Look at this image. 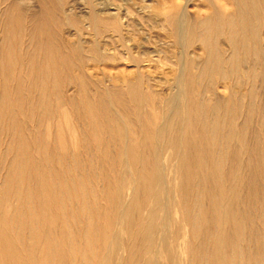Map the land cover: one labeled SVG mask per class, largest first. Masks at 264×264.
I'll use <instances>...</instances> for the list:
<instances>
[{"label": "rangeland", "instance_id": "obj_1", "mask_svg": "<svg viewBox=\"0 0 264 264\" xmlns=\"http://www.w3.org/2000/svg\"><path fill=\"white\" fill-rule=\"evenodd\" d=\"M234 2L235 0H0V97L2 90L7 93V103L3 105V118L0 121V174H3L0 175V191L7 185L4 178L6 169L19 160L24 169L28 165L32 168L33 164V169L45 179L50 193L54 195V200L50 202L45 199L33 202L36 211L40 212L35 215L39 214V220L35 219L33 233L38 238L37 244L35 242L31 248L33 259L30 264H45V243L41 232L47 228L51 229L50 235L55 239L60 238L61 234H71L75 239L78 256L70 264H197L193 262L192 249L199 245L200 240L194 235L186 217L189 209L187 204H191L196 195L194 192L186 194V186L189 185H184V175L188 168L186 161L193 147L207 148V151L215 149L228 128V123L219 114L201 117L206 108L204 100L216 98L219 103L229 97H234L232 101L237 100L235 103L238 112L234 124L237 126L247 122L244 124L248 127L240 124V128L238 125L241 134L247 137L245 139V135L243 136L246 146L233 139L231 142L233 140L234 146L239 144L242 147H237L236 151L244 164L253 158L256 159L250 163H255L260 150L262 153L264 150V123H259L264 122V71L257 70L259 77L247 73L245 68H248V58L242 63V66L246 64L245 68L243 66L244 70L241 68L245 75L241 73L240 80L235 75L232 80L228 77L225 82L216 76L206 81L203 76L202 85L193 89L184 85V91L187 89L188 92L184 93L183 99H177V91L180 92L179 72L184 70V80L190 81L193 75L200 73L201 62L208 56L215 57L216 47L222 48L220 50L225 57H228L225 54L232 51L229 53L232 59L234 56H241L239 50L242 55L246 54L247 47H241L243 44L238 43L237 34L227 24L230 10L237 6ZM242 6L250 14L253 13L252 20H256L254 24L259 25L257 31L263 50L264 0H243ZM17 9L23 11L20 13ZM9 12H12L10 18ZM213 12H217L218 16L220 14V18L223 17H218L221 20L219 29L214 28L213 23L204 27L201 24ZM17 13L21 16L18 17ZM25 13L31 16L26 14L28 17L24 18ZM33 13H38V17L35 15L36 19L30 21ZM181 18L182 21L186 19L185 27L180 22ZM14 20L16 24H13ZM33 21L35 23L32 24ZM176 21L183 25L182 34L176 31ZM34 24L37 27L34 26L33 30ZM221 35L227 37L223 39ZM179 36L187 38L182 40ZM218 40L221 45H218ZM229 43L233 45L229 47ZM50 44L53 46H49ZM250 53L246 55L250 54L251 57L252 52ZM7 57H10V61ZM61 59H64L63 63ZM48 60L56 65L60 62L59 67L57 65L56 70L49 69ZM7 62L11 63V69L8 68L2 74L1 65L4 63L7 67ZM193 72L195 73L192 74ZM246 74L249 81H252H247L251 84L250 89ZM51 80L57 83L56 87L50 85ZM237 94L240 95L239 98ZM173 98L177 101L174 102ZM0 100L2 101V97ZM201 106H204L203 109ZM15 118L19 122L18 126H14ZM243 118L246 120H242ZM116 125L123 133L125 130L127 144L134 147L133 151H127L125 142L116 138ZM209 125H212L211 130ZM18 132L21 138L17 135L14 138ZM250 135L251 138L253 136V144ZM26 137L30 138L29 141ZM21 139L25 143L28 141L29 145L28 142H19ZM256 139L262 140V146ZM27 145L30 147L26 148ZM254 146L257 151L253 149ZM29 148L32 150L27 151ZM125 153L129 156L128 163ZM137 155L142 157L139 162L135 160ZM24 158L27 160H22ZM260 158L264 162V154ZM211 162L212 157L207 154L204 167H211ZM263 164L260 163L262 168L259 167L260 170L256 171V178L259 177L260 182L257 179L255 187L244 185L241 199L236 203L239 209L250 211L251 220L253 219V227L248 224L243 235H234L241 254L255 251L251 239L256 234L264 236V202L260 200L264 201V198L255 196L253 201L246 194L251 188L255 193L264 194ZM220 170L218 168L216 174L209 175L208 182L202 180L203 184L207 186L210 183L213 188L222 184ZM25 176L27 180L31 178L27 173ZM193 176L197 179L198 176L201 177V173L195 172ZM145 180L154 181V196L147 191ZM46 193L45 188L42 194ZM2 200L0 192V226L12 211V202L8 204V201ZM185 202L188 203L185 205ZM148 224L154 230L152 241L145 237ZM218 226V231L227 228L223 223ZM20 249L24 251V260H27L25 254L30 252L28 246H21ZM160 252L164 254L161 260ZM83 255H89V260L85 261ZM3 263L0 259V264Z\"/></svg>", "mask_w": 264, "mask_h": 264}, {"label": "bare ground", "instance_id": "obj_2", "mask_svg": "<svg viewBox=\"0 0 264 264\" xmlns=\"http://www.w3.org/2000/svg\"><path fill=\"white\" fill-rule=\"evenodd\" d=\"M41 1V0H40ZM245 1V0H244ZM248 1V0H247ZM20 2V1H19ZM48 4L49 2L46 1ZM232 1H230L231 3ZM40 3V2H39ZM45 3V2H44ZM237 6L234 7L235 9H232L230 10L231 12H229V20H228V25L230 27V30L233 31L234 33L237 34L238 36V40L239 41L238 43H242L243 45L241 46L242 48L244 47H247L245 48V50L247 49V52L246 54L250 53V51L252 52V56L250 57V54L247 56L246 54L245 55H242V52L239 50L236 51L238 52L241 56H237L233 57L232 59V55L230 51L228 54H225V55H228V57L224 56L222 53H221V50L222 49L220 46V49L216 47V53H215V57L213 56L210 57L208 56L204 62L202 63L201 62V67L199 69V74H196V75H193L192 78L190 79V81H187V79L184 80V70L180 71L178 70L179 72V79H178V90L180 92H178L177 90V99H180V98H184V93L188 90L186 89L184 91V85L187 87V88H190V89H193L195 88L196 86H200L202 85V77L204 76L206 81L210 78H212V76H216L218 79H220L222 82L225 80H227L228 77H231V80H232V76H238L239 77V80H240V77H241V73L243 75L245 71H247V73H251L253 76H258L259 74V71L261 70L264 71V49L262 50L263 47H261V43H260V40H259V34H258V31H257V27L259 26H256L254 23L256 22V20L254 19V21L252 20L253 16L252 14H250V11H248V9L245 7V6H242V3H243V0H235L234 2ZM209 4V2L207 3ZM233 4V2H232ZM11 5V4H10ZM9 5V6H10ZM44 5V4H43ZM247 5V4H246ZM7 6V5H6ZM8 6V7H9ZM17 6V5H16ZM48 6V5H47ZM11 8V7H10ZM9 9V11L11 10ZM16 8V7H15ZM14 8V9H15ZM20 8V7H19ZM25 8V7H24ZM40 8V7H39ZM52 8V7H51ZM218 8V7H217ZM23 9V7L21 8ZM20 11H23L21 10ZM26 9V8H25ZM29 9V8H28ZM46 9V8H45ZM216 11L217 9L214 8ZM43 10V9H42ZM255 10H257L255 8ZM7 11V9H6ZM5 11V12H6ZM18 12H20L18 9H17ZM33 11V10H31ZM53 11V10H52ZM214 11V10H213ZM25 12V11H24ZM34 12V11H33ZM41 13V10L38 11V13ZM45 12H47L45 10ZM50 12V11H49ZM12 13V12H11ZM9 12V18L10 16H12ZM21 13V12H20ZM36 13V12H34ZM33 13V14H34ZM37 13V14H38ZM39 13V14H40ZM231 13V14H230ZM8 14V12H7ZM5 14V15H7ZM11 14V15H10ZM18 14V17L19 15L21 16V14L17 13ZM24 15V13H22ZM29 13H25V17H28V16H31V14H29L28 16L27 15ZM37 14H34L32 17H31V20H35V15ZM95 14V13H94ZM181 14V13H180ZM219 14V13H218ZM228 14V13H226ZM259 14V13H258ZM48 15V14H47ZM225 15V14H224ZM257 15V14H256ZM14 16V15H13ZM45 16V15H43ZM130 16V15H129ZM181 16V15H180ZM220 16V14H219ZM217 15V12H213L211 13L210 17H207L208 19H206V21H203L201 24L203 25V27L207 24H210V23H213L215 26L214 28L216 29H219L220 25L221 24V20L219 21ZM38 17V15H37ZM48 17V16H47ZM225 17V16H224ZM7 18V16H6ZM9 18L7 20H9ZM12 18V17H11ZM21 18V17H20ZM170 18H172L170 16ZM174 18V16H173ZM220 18V17H219ZM223 18V17H221ZM220 18V19H221ZM227 18V16H226ZM255 18V17H254ZM14 19V18H13ZM13 19H11L13 21ZM30 19V18H29ZM47 19V18H46ZM54 19V18H53ZM175 19V18H174ZM173 19V20H174ZM27 20V19H25ZM172 20V21H173ZM179 20V18H178ZM224 20V19H223ZM11 21V23H12ZM19 21V20H18ZM21 21V20H20ZM19 21V22H20ZM28 21V22H30ZM50 21V19H49ZM168 21V20H167ZM182 21V18L180 20V22ZM225 21V20H224ZM227 21V20H226ZM7 23H9L10 21H6ZM15 22V20H14ZM13 24H16V22ZM24 21H22L23 23ZM42 22V21H41ZM67 22V21H66ZM171 22V20L169 21ZM177 24H175V28H176V31L179 32V34H182V27L184 25L185 27V22H186V19L185 21H182L184 24L181 25V23L179 21H176ZM220 22V23H219ZM223 22V21H222ZM21 23V24H22ZM35 23L34 21L32 22V24ZM37 23V22H36ZM174 23V21H173ZM187 23V22H186ZM192 23V21H191ZM226 23V22H225ZM18 24V23H17ZM20 24V23H19ZM24 24V23H23ZM169 24V23H168ZM194 24V22H193ZM8 25V24H7ZM31 25V24H30ZM40 26V24H37ZM42 25V24H41ZM171 25H174V24H171ZM170 25V26H171ZM192 25V24H191ZM196 24H194L195 26ZM12 26V24L10 25ZM9 26V27H10ZM37 27L35 24L32 26V29L34 30L33 27ZM44 26V25H43ZM42 26V27H43ZM200 26V25H199ZM227 26V25H226ZM15 27V26H14ZM14 27L13 30H14ZM41 27V28H42ZM46 27V26H45ZM44 27V29H45ZM160 27V26H159ZM209 27V26H207ZM205 27V29L207 28ZM222 27V26H221ZM48 28V27H47ZM171 28V27H170ZM187 28V27H186ZM184 28V30L186 29ZM11 29V28H10ZM39 29V27H38ZM211 29H213V27H211ZM227 29V27H226ZM12 30V31H13ZM174 30V29H173ZM193 30V29H192ZM221 30V29H220ZM225 30V29H224ZM37 31V29L35 30ZM45 32V30H43ZM47 31V30H46ZM172 31V30H171ZM187 31V29H186ZM204 32L208 31V30H202ZM10 32V31H9ZM219 32V31H218ZM217 32V33H218ZM222 32V31H221ZM228 32V31H227ZM185 33V31H184ZM196 33V32H195ZM211 33V32H210ZM216 33V34H217ZM223 33V32H222ZM176 34V33H175ZM203 34V33H202ZM221 34V33H220ZM225 34V33H223ZM222 34V35H223ZM231 34V33H230ZM229 34V35H230ZM172 35H173V32H172ZM185 35V34H184ZM187 35V33H186ZM185 35V36H186ZM195 35V34H194ZM222 35L220 37H222ZM227 35V34H226ZM182 36V35H181ZM184 38H187L185 37ZM196 36V35H195ZM199 36V35H198ZM224 36V35H223ZM231 36V35H230ZM235 36V35H234ZM180 37V36H179ZM227 37V36H225ZM225 37H222L223 39ZM182 39V37H180ZM184 38L182 40H184ZM231 38V37H230ZM195 39V38H194ZM212 39V38H211ZM221 39V38H219ZM222 39V40H223ZM229 39V38H227ZM235 39V38H234ZM186 40V39H185ZM232 40V39H231ZM181 40L179 39V42ZM200 41V40H198ZM229 42H232L230 40H228ZM225 42H227V40H225ZM54 43V42H52ZM181 43V42H180ZM183 43V41H182ZM218 45H221L219 44V40H218ZM78 44V43H77ZM186 44V43H185ZM184 44V46H185ZM212 44V41L211 43ZM229 47L232 46L233 44L232 43H229ZM232 44V45H231ZM52 44H50L49 46H51ZM81 45V44H80ZM200 45V44H199ZM236 45V43H235ZM246 45V46H245ZM53 46V45H52ZM62 46V45H61ZM181 46V45H179ZM207 46V45H206ZM212 46V45H211ZM237 46V45H236ZM48 47V46H47ZM46 47V50L48 49ZM183 47V46H182ZM210 47V46H209ZM238 47V46H237ZM236 47V48H237ZM240 47V46H239ZM2 48V47H1ZM9 48V47H8ZM212 48V47H211ZM235 48V49H236ZM202 50V48H201ZM233 50V49H232ZM243 50V49H242ZM10 51V50H9ZM183 51V50H182ZM223 51V50H222ZM234 52V53H236ZM150 53V52H149ZM184 53V52H183ZM182 53V54H183ZM225 53V52H224ZM244 53V52H243ZM1 54V52H0ZM206 54V53H205ZM204 54V55H205ZM55 55V54H54ZM189 55V54H188ZM209 55V54H208ZM230 55V56H229ZM57 56V55H56ZM185 56V55H184ZM207 56V55H206ZM52 57V56H51ZM55 57V56H54ZM53 57V58H54ZM10 57H7V59L9 60ZM50 58V57H49ZM48 58V59H49ZM61 58H63V56H61ZM204 58V57H203ZM247 58L249 60L248 63V68H245L246 64H244V68H245V71L244 72H241V70L243 68L242 66V63L244 61H247ZM0 59H1V56H0ZM64 60V59H61V61ZM114 60V59H113ZM180 60V58H179ZM194 60V59H193ZM10 61V60H9ZM54 61V59H53ZM58 60H56L57 62ZM55 62V61H54ZM54 62H51L50 60H48L47 62V65L49 67V69H54L56 70V67L58 65H60V62L59 64L57 63V65L54 63ZM64 61H62L63 63ZM180 62V61H179ZM196 62V61H195ZM194 63V62H193ZM198 63V62H197ZM196 63V64H197ZM246 63V62H245ZM7 67L5 66L4 63H2L1 65V73L4 74V72H7L9 69H11V63L7 62ZM179 64V63H178ZM187 64V63H186ZM62 65V64H61ZM200 65V63H199ZM181 66V65H180ZM198 66V64H197ZM179 67V66H178ZM184 67V66H182ZM181 67V69H182ZM9 68V69H8ZM78 68V66H77ZM198 68V67H196ZM242 68V69H241ZM110 69V68H109ZM184 69V68H183ZM248 69V70H246ZM260 69V70H259ZM194 69H192L193 71ZM198 70V69H197ZM257 70H259L257 72ZM185 71H186V68H185ZM187 73V72H186ZM195 72H193L192 74H194ZM202 75V76H201ZM247 75L246 74V82L249 81V79L247 78ZM262 75V74H261ZM191 76V75H190ZM245 77V76H244ZM259 77V76H258ZM256 79H258L257 77H255ZM230 79V78H229ZM236 79V78H234ZM245 79V78H244ZM253 79V78H252ZM243 80V78L241 79ZM36 82V81H35ZM244 82V81H243ZM245 82V83H246ZM252 83V81H249ZM247 82V83H249ZM254 82V81H253ZM259 82H260V79H259ZM262 82V81H261ZM239 85H240V82H237ZM237 83H236V86H237ZM257 83V81H256ZM255 83V84H256ZM50 85L54 88L56 87L57 83H55V81H50ZM249 86V89L251 88L250 87V83L248 84ZM242 86V85H240ZM257 86V85H256ZM264 86V85H263ZM197 88V87H196ZM239 88V87H238ZM241 88V87H240ZM253 88H254V85H253ZM199 89V88H198ZM248 89V88H247ZM257 90V88H256ZM255 90V91H256ZM259 90V89H258ZM3 91V92H2ZM1 94H2V101L0 102V121H1V118H3V111H2V108H3V105H5L7 103V93L4 92V90H2ZM233 91V89H232ZM248 91V90H247ZM186 92V93H187ZM195 92H196V89H195ZM191 93V92H190ZM239 93V91H238ZM195 94V93H194ZM197 94V93H196ZM230 94L232 95V93L230 92ZM249 94H250V91H249ZM256 94H257V91H256ZM247 95V93L245 94ZM197 96V95H196ZM229 96V95H227ZM234 96V95H233ZM237 98H239L238 94L236 95ZM0 97V98H1ZM175 97V96H174ZM246 97V96H245ZM260 97V96H259ZM258 97V98H259ZM176 98V97H175ZM189 99V97H187ZM197 97H195L196 99ZM228 98V97H227ZM234 98V97H233ZM232 97H229L228 99H226L224 102L220 101L217 102L216 98H211L209 100H204L205 101V109L203 111V115L201 117H204V116H209V115H212L213 114H219L220 116H222L225 120L226 123H228V128L227 130L225 129L224 131V134L222 136V139L220 140L219 142V145H217V147L213 150H210V151H207V148H200V147H193L189 154H188V158H187V161H186V165L188 166V168H186V173L184 175V185L185 184H189L188 186H186L187 190H186V194L190 195L191 193L194 192V194L196 195V198L194 199V201L191 203V204H187L188 202H185V205L187 204V208H189L187 210V221L190 223V226H191V229L192 231L194 232V235L196 236V238L198 240H200V243L199 245L195 248V249H192V259H193V262L194 263H197V264H264V236L262 235H258L256 234L251 240H252V245L256 248L255 251H253L251 254H248V252L246 254H241L240 253V250H239V244L236 243L235 241V236L234 235H237V236H241L243 235V231L245 229V226H247L249 224V226L253 227L252 225V222L253 219L251 220V217L252 215L250 214V211H246V210H241L239 209L238 207H236V203L239 201V199H241V190H243V187L244 185H251V187H255L254 185H256V181L257 179L259 178H256V171L259 169V166L260 163H264L263 161L261 162V159L263 158H260L261 155L264 154V150H263V153L259 152V158L257 159V161L253 164L250 163L252 161H254V159L256 158H253V160H250V162H247L246 164H244L245 162L243 160H241L242 158L238 155L236 149L237 147L240 148L241 146L237 145L234 146L232 144L233 140H236L237 142H242L243 144H245L246 146V143L245 142V139L247 138L246 135H242L241 134V126L245 123H239L238 125H240V128L238 127V125L236 126L234 124V118L235 116H237V112H238V107H237V104L235 103L236 101H232L233 99ZM248 98H249V95H248ZM257 98V96H256ZM25 99V97H24ZM174 99V98H173ZM186 99V98H185ZM202 99V98H201ZM247 100V97L245 98ZM175 100V101H174ZM173 101L176 102L177 100L174 99ZM203 100V99H202ZM241 100H242V96H241ZM257 100V99H256ZM187 101V99H186ZM201 101V100H200ZM255 101V100H254ZM253 101V102H254ZM188 102V101H187ZM239 102V101H238ZM259 102V101H258ZM184 103L186 104L185 100H184ZM202 103V102H201ZM246 103V102H244ZM174 105H176L175 103H173ZM200 104V103H199ZM243 104V102H242ZM248 105L250 104V102L248 101L247 103ZM203 105V104H202ZM239 105V104H238ZM251 105V104H250ZM249 105V106H250ZM256 105V104H255ZM263 105V104H262ZM185 106V105H184ZM202 107V106H201ZM204 107V106H203ZM202 107V109H203ZM242 107V106H241ZM246 107V106H245ZM244 107V108H245ZM257 107V106H256ZM185 108V107H184ZM248 108V107H247ZM186 109V108H185ZM184 109V110H185ZM193 109V108H192ZM200 109V110H202ZM243 109V107H242ZM256 109V108H255ZM254 109V110H255ZM194 110V109H193ZM247 110V109H246ZM243 111V110H242ZM245 111V110H244ZM253 111V109H252ZM257 111V110H255ZM185 112V111H184ZM247 112V111H246ZM246 112H244L246 114ZM249 112V111H248ZM247 112V113H248ZM191 113V112H190ZM201 113V112H199ZM253 113V112H252ZM256 114L258 112H255ZM188 114V113H187ZM241 114V112H240ZM243 114V112H242ZM241 114V115H242ZM191 115V114H190ZM201 115V114H199ZM244 115V114H243ZM250 115V112L249 114ZM246 114V117L248 116ZM45 116V114H44ZM185 116V114H184ZM194 116V115H193ZM192 116V117H193ZM210 116V117H212ZM245 116V115H244ZM264 116V115H263ZM186 117V116H185ZM216 118L218 116H215ZM252 117V116H251ZM250 117V118H251ZM43 118V117H42ZM207 118V117H206ZM213 118V117H212ZM238 118V117H237ZM38 119H41V118H38ZM37 119V121H38ZM188 119V118H187ZM200 119V118H199ZM209 120V118H207ZM218 119V118H217ZM216 119V120H217ZM248 119H249V116H248ZM253 119V118H252ZM65 120V119H64ZM203 120V119H202ZM206 120V119H205ZM204 120V121H205ZM215 120V121H216ZM222 120V119H221ZM237 120V119H236ZM242 120H246V119H242ZM251 120V119H250ZM260 120V119H259ZM262 120V119H261ZM264 120V118H263ZM17 121V122H16ZM44 121V120H43ZM200 121V120H199ZM252 121V120H251ZM205 122H208L207 120ZM224 122V121H223ZM223 122H221L223 124ZM236 122V121H235ZM243 122V121H242ZM13 123H14V126H18L19 125V122L18 120L15 118L13 119ZM12 123V124H13ZM18 123V125H17ZM204 123V122H203ZM209 123V122H208ZM217 123V122H216ZM247 123V122H246ZM245 123V124H246ZM260 124H263L264 122L262 121H259ZM39 124V123H38ZM205 124V123H204ZM203 124V125H204ZM213 124V123H211ZM244 124V125H245ZM216 125V124H215ZM243 125V127H244ZM210 126V125H209ZM212 126V125H211ZM211 126H210V129L211 130ZM217 126V125H216ZM224 126V125H223ZM248 127V125H245V127ZM259 126V124H258ZM20 127V126H19ZM18 127V128H19ZM23 127V126H22ZM126 127V126H124ZM207 127V125H206ZM24 128V127H23ZM251 128V127H250ZM26 129V128H25ZM215 129V128H214ZM213 129V130H214ZM223 129V128H221ZM246 129V128H245ZM248 129V128H247ZM20 130V129H18ZM206 130V128H205ZM22 132L24 130H21ZM20 131V133L22 134V132ZM27 131V130H25ZM115 135H116V138H118L119 140H122L125 142V148L126 150H134V147L132 146H129L127 144V140L125 138V130H124V133L123 131L120 129V127L118 125H116L115 127ZM222 131V130H221ZM244 131V130H242ZM249 131V130H248ZM259 132V130H257ZM256 131V132H257ZM37 132V131H36ZM255 132V134H257ZM262 132V130H261ZM264 132V131H263ZM26 134L27 136V133L26 132H23ZM32 133V131H31ZM243 133V132H242ZM247 133V132H245ZM251 133V132H249ZM19 132L17 134H15V137L14 138H17V136H20L18 135ZM218 134V133H217ZM260 134V132H259ZM258 134V135H259ZM24 135V134H23ZM23 135H22V138H23ZM32 135V134H31ZM30 135V136H31ZM34 135V134H33ZM221 135V134H220ZM248 135V134H247ZM261 135V134H260ZM244 136V138H243ZM25 137V136H24ZM29 137V136H27ZM26 137V139H27ZM32 137V136H31ZM217 137V136H216ZM256 137H258L256 135ZM21 138V136L19 137ZM34 138V137H32ZM212 138V137H211ZM262 138V136L260 137ZM25 139V138H23ZM30 138H28L27 140L29 141ZM204 139V138H203ZM214 139V138H212ZM231 139L232 142H231ZM244 139V141H243ZM250 139H252V143L253 144V136L251 138V135H250ZM259 139V138H258ZM258 139H256L257 141H259ZM26 140V141H27ZM255 140V139H254ZM264 140V139H263ZM15 141V140H14ZM13 141V142H14ZM27 141V142H28ZM235 141V142H236ZM249 141V139H248ZM247 141V142H248ZM262 141V140H261ZM261 141H259V143L261 144ZM19 142H23L24 144H26L24 142V140L21 139V141ZM18 142V143H19ZM251 142V141H249ZM264 142V141H262ZM17 143V142H16ZM22 143V144H23ZM32 143V141L30 142ZM36 143V141H35ZM241 143V144H242ZM256 143V141H255ZM259 143H257L259 145ZM20 144V143H19ZM15 145V144H14ZM28 145H29V142H28ZM25 146L26 148L30 147V146ZM195 145V144H194ZM18 146V145H17ZM22 146V145H21ZM24 146V145H23ZM32 146V145H31ZM199 146V144H198ZM260 146V145H259ZM262 146V144H261ZM33 147V146H32ZM21 148V147H20ZM242 148V147H241ZM244 148V147H243ZM249 148H250V145H249ZM259 148V147H258ZM257 148V149H258ZM262 149V147H260ZM253 149H255V146L253 147ZM31 151L32 149H28L27 151ZM242 150V149H241ZM246 150V148H245ZM244 150V151H245ZM248 150V149H247ZM256 150V149H255ZM25 151V149H24ZM257 151V150H256ZM259 151V150H258ZM124 152L125 149H124ZM242 152V151H241ZM240 152V153H241ZM247 152V151H245ZM250 152V151H249ZM252 152V150H251ZM255 152V151H254ZM129 153V152H128ZM128 153H125V158H126V161L127 163L129 162L128 161ZM257 153V152H256ZM27 154H29L27 152ZM51 154V153H50ZM210 155L212 157V162H211V167H204L203 165V162H204V158L205 156ZM258 154V153H257ZM30 155V154H29ZM246 155H248L246 153ZM252 155V154H251ZM255 155V154H254ZM30 157V156H29ZM33 157V156H31ZM138 158H135V160H137L138 162L140 160H142V157L138 156ZM250 157V156H249ZM253 157V155H252ZM251 157V158H252ZM31 160V158H29ZM28 159V160H29ZM34 159V158H33ZM250 159V158H249ZM248 159V161H249ZM22 160H27V158H24ZM29 160V162H30ZM246 160V159H245ZM18 162H11L12 164H10L9 168H7V172L5 174L4 172V178H5V181L7 182V185L5 184V186L3 187V189H1V199L5 200V201H8V204L9 202H12V211H10L9 215L7 217H5L1 223V226H0V259L4 262L3 264H30L29 262L32 261L33 259V253L31 252V248L33 247L34 243L36 242L37 244V238L38 236L35 235L33 233V230H34V223H35V219H37V216H39V214L35 217V215L37 214V212L39 211H36V209L34 208V203L35 200L38 199L39 200H48L49 202L51 200H54V195L50 193L48 187H47V182L45 181V179L43 177H40L39 174L36 173V169H33L35 166L32 164V168L31 166L30 167H26V169H24L23 167V164L21 162H19V160H17ZM27 161H25L26 163ZM33 162V161H32ZM22 164V165H21ZM28 164V163H27ZM9 165V164H8ZM25 165V164H24ZM128 165V164H127ZM264 166V164H263ZM38 167V166H37ZM36 167V168H37ZM164 167V166H163ZM28 168H31V169H28ZM219 168H221L220 170V178L222 180V184H220L218 187L216 188H213L211 187V184L209 183L207 186H205L203 183V181L206 180V182H208L209 180V175H213V174H216V170ZM262 168V167H261ZM24 169V170H23ZM40 169V168H38ZM242 169L244 170L242 172ZM31 170V171H30ZM185 170V169H184ZM260 170V169H259ZM40 171V170H39ZM38 171V173H39ZM204 171V173H202ZM185 172V171H184ZM201 173V177L198 176V178L196 179L193 175L194 173ZM240 172V173H239ZM259 172V171H258ZM257 172V173H258ZM25 173H27L31 178L27 180V177L25 176ZM23 174H24V177H23ZM0 175H3V174H0ZM197 175V174H196ZM227 175L229 176L227 178ZM234 175V177H233ZM240 175V176H239ZM244 177V180H243V177ZM261 176V175H259ZM263 176V175H262ZM2 177V176H1ZM0 177V179H1ZM242 177V181L240 180V178ZM49 179V178H48ZM229 179V181H228ZM4 180V179H3ZM154 180V179H153ZM156 180V179H155ZM203 180V181H202ZM4 181V182H5ZM26 181V182H25ZM165 181V180H164ZM199 181V182H198ZM259 181V179H258ZM3 182V181H2ZM25 182V183H24ZM50 182V181H49ZM133 182V181H132ZM145 182H147L146 186L148 185L147 187V191L149 192V194H152L154 196V194H156V190L155 188L153 187L154 185V181H151V180H145ZM196 182H198L196 184ZM202 182V184H201ZM260 182V181H259ZM9 183L10 186H9ZM2 184V183H1ZM261 184V183H260ZM260 184H258V186H260ZM248 185V186H249ZM2 186V185H1ZM134 186V185H133ZM262 186V185H261ZM260 186V187H261ZM2 188V187H1ZM45 188L47 190V193L46 194H42L44 191H45ZM134 188V187H133ZM248 188V187H247ZM247 188H244V189H247ZM252 190V188H251ZM247 191V195L251 198V200L254 201V199L257 197V198H264V194L263 195H260V193H255L253 191ZM260 189H258L259 191ZM256 191V190H254ZM261 191V190H260ZM253 192V193H252ZM263 192V191H262ZM245 193V192H244ZM245 194V195H246ZM256 196V197H255ZM243 197V196H242ZM246 197V196H245ZM255 197V198H254ZM206 198H208V200H205ZM244 198V197H243ZM249 198V199H250ZM2 200V201H3ZM14 200V201H13ZM262 202H264L262 199H260ZM4 201V202H5ZM260 201V202H261ZM44 202V201H43ZM249 202V201H247ZM259 202V203H260ZM6 203V202H5ZM4 203V204H5ZM25 203V204H24ZM42 201H41V204L42 205ZM25 205V206H24ZM252 205V204H251ZM60 206V205H59ZM254 206V205H253ZM41 208V206H40ZM39 208V209H40ZM43 208V207H42ZM186 208V209H187ZM2 209V208H1ZM52 210V209H51ZM241 210V211H240ZM248 210V209H247ZM43 211V210H42ZM1 212V211H0ZM3 212V211H2ZM40 212V211H39ZM38 212V213H39ZM51 212V211H50ZM262 212V211H261ZM263 214V213H262ZM264 216V215H263ZM258 217V216H257ZM39 220V219H37ZM44 220V219H43ZM225 225L227 226L226 229H223L222 231V228H221V231H218L219 229H217V226L218 224L220 225ZM225 223V224H224ZM37 225V223L35 224ZM37 227V226H35ZM218 228H220L218 226ZM37 229V228H36ZM35 229V231H36ZM39 229V228H38ZM37 229V230H38ZM43 231V230H42ZM51 229L50 228H47L45 229L43 232V239H44V243H45V255H46V259H44V262L45 264H70V262L73 260L75 261L76 258H77V246H76V241L75 239L73 238V236L71 234H61V237L60 238H57L55 239L54 237H51L50 235V232ZM252 231H254V229H252ZM39 232V231H38ZM37 234V233H36ZM39 235V234H38ZM163 235V233H162ZM90 237V236H89ZM145 237L147 238L148 241H152L153 238H154V230H153V227L148 224L147 227H146V233H145ZM189 238V237H188ZM42 239V238H41ZM43 243V241L41 242ZM35 244V245H36ZM25 245L28 246L30 252H28L27 254H25L27 260H24L23 256L24 254L22 252L24 251H20V247L21 246H24L25 248ZM35 249V248H34ZM24 250V249H23ZM28 250V249H27ZM249 251V250H248ZM26 252V250H25ZM36 252V251H35ZM135 255V254H134ZM35 256V255H34ZM164 254L163 252H160V260L161 258H163ZM85 261H88L90 256L88 255H83L82 257ZM35 259V258H34ZM36 262V261H35Z\"/></svg>", "mask_w": 264, "mask_h": 264}]
</instances>
